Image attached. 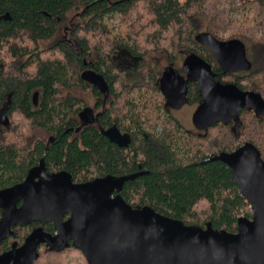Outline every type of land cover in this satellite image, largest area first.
<instances>
[{
	"label": "trees",
	"instance_id": "obj_1",
	"mask_svg": "<svg viewBox=\"0 0 264 264\" xmlns=\"http://www.w3.org/2000/svg\"><path fill=\"white\" fill-rule=\"evenodd\" d=\"M222 3L221 0L216 3L213 0H0V190L23 182L42 159L49 172L64 170L79 181L136 174L141 172L140 166L146 174L127 182L121 192L133 208L149 206L187 225L205 227L212 223L217 230L237 232L239 219H252L253 210L229 168L218 161L204 163L208 151L176 122L158 123L152 119V113L158 117L162 107L156 81L151 79L145 88L144 80L139 77H124L106 53L107 47L112 50L119 47L142 55L135 40L136 35L143 33L138 10L142 5L147 8L155 35L162 38L176 31L182 44L210 63H215L214 59L195 40L205 19L212 25L215 36L231 30L230 40L237 38L246 46L249 41L255 42L256 58L264 62V0L252 1L251 5H256L260 13L256 11L252 18L242 21L232 16L238 9H221ZM6 16L9 18L5 19ZM66 26L72 43L63 37L51 47L43 46ZM7 56L13 61L10 67ZM84 59L92 61L94 69L111 84L112 95L100 127L108 128L116 122L114 115L117 116L118 127L134 134V141L126 149L111 143L97 126L76 132L80 127L79 113L85 105L76 91L87 89L79 75ZM252 63L250 74L224 75L226 79L221 82L247 91L240 84L245 80L251 89L253 78L264 74L263 69ZM214 70L220 72L217 65ZM232 77L235 81L229 82L228 78ZM124 78L132 80L128 84L132 88L125 87L126 95L130 93V96L124 106H119L120 95L125 92L119 93L115 87ZM135 88L141 94L132 98ZM35 93H39L37 105L33 99ZM239 120L241 129L229 131L238 145L222 148V142H217L214 147L218 149L213 154L233 152L243 144L252 143L264 160V120L251 108H244ZM24 122L55 138L48 151V142L42 140L32 147L25 146L18 131ZM7 249L1 247L0 253Z\"/></svg>",
	"mask_w": 264,
	"mask_h": 264
},
{
	"label": "water",
	"instance_id": "obj_2",
	"mask_svg": "<svg viewBox=\"0 0 264 264\" xmlns=\"http://www.w3.org/2000/svg\"><path fill=\"white\" fill-rule=\"evenodd\" d=\"M9 17H5L8 19ZM196 42L207 48L225 74L250 72L252 62L247 47L239 39L220 41L211 33H200ZM188 80L199 84L203 103L194 114V123L204 130L217 123L239 120L241 111L250 107L258 116H264L261 94L243 91L235 84L216 81L209 63L197 54L185 61ZM83 78L106 93L108 85L102 75L88 71ZM161 90L175 109L187 102L185 79L168 69ZM38 104V94L34 95ZM82 127L98 121L90 108L81 114ZM101 133L119 147H129L130 134H122L117 126L101 128ZM55 142L50 137L47 151ZM225 164L252 206L253 217H241L237 232L220 231L208 223L205 227L164 216L153 208H133L121 195L124 185L146 174L139 172L126 176L98 178L84 184H74L67 171L49 174L45 159L32 168L23 183L0 190V242L11 234V226L52 222L56 236L43 229L33 232L23 246L0 255V264H34L40 244L62 252L73 239L89 264H264V160L261 152L247 143L233 152L214 154L204 163ZM23 201L19 208L18 202ZM72 217L63 222V217Z\"/></svg>",
	"mask_w": 264,
	"mask_h": 264
},
{
	"label": "flooded vegetation",
	"instance_id": "obj_3",
	"mask_svg": "<svg viewBox=\"0 0 264 264\" xmlns=\"http://www.w3.org/2000/svg\"><path fill=\"white\" fill-rule=\"evenodd\" d=\"M68 31H69V28H67L65 30L66 36H65L64 40L67 43L70 44V43H72V41L68 38V35H69ZM198 45L200 47L204 48L205 50H207L210 53V51L207 48L201 46L200 44H198ZM179 52H182V49L177 50L174 53V55L166 53V58H167L166 59L167 60L166 64H163L162 67L160 69H158V70H156V69H152L151 70L150 69L148 71L147 75L143 76L142 72H141V68H142L141 65H142V63L144 61V57L142 55L141 56H139V55L137 56L136 54H132L131 50H128L126 48H119V47L115 48L114 50H112L110 48L108 50H106L108 60H110V62L115 65V67H116L115 69L116 70L118 69L117 72H119V74H122L123 76L124 75L125 76H130V77H135L136 76V77H139L141 80H144L143 77H147V79H154L156 81V83H157V85L159 87V93L161 95L160 103H161V106H162L160 114L158 115L157 119H160L161 122H165V121L176 122L179 126H181L182 130L185 131L191 137H194V138H197V139H200V140H207V139L210 138V135L212 134V131L215 129V128H213L215 125L210 126V127H208L207 129H204V130H200L195 125V123H194V114L197 111L198 107L203 103V96H202V94L200 92L199 84L196 83V82L188 80L187 74L185 72V61H186V59L191 54H195V53L192 52V51H188V53L181 55V53H179ZM247 54H248V51H247ZM210 55H211V53H210ZM79 56H81V52H79ZM199 57H201V56H199ZM201 58L211 65L212 70H213V72L215 74L216 81L219 82V83H222V84H223V82H221V81H223L225 79L224 75L244 76V75L250 74V72L252 71L251 70L250 72H240V73H235V74H225L220 69L218 63L213 58V56H212V58L214 59L215 63H213V62L210 63L205 58H203V57H201ZM249 60H250V58H249ZM250 61L252 62V60H250ZM215 64L217 65V67H218V69L220 71L219 73L215 72V70H214V67L216 66ZM83 65H84V67L79 72V75L81 77V80L85 84H87V87H86L87 89L78 88L77 90L78 91H83V90L84 91H90L93 94L94 98H95V102H94V105L92 107L86 106V104L84 103L85 105L83 106L82 110L79 113L80 127H82V121H81V118H80V114L85 109L90 108V109L93 110V114H94L95 118L98 119V121L96 123L90 124V125H88V126H86L84 128H87L89 126H93V127L97 126L98 129H100V131H101L102 127H100V124H101L102 118L104 117V114L106 112L109 98L112 95V90H111V86H110L111 84H109V82L106 80V78L101 73H99L96 69H94V63L92 61L88 62L86 59H84L83 60ZM252 66H253V63H252ZM168 69L174 70L180 77L184 78L185 82H186V85H187V89H188L187 102L180 109H175L171 105V103L168 101V99L165 97V95L163 94V92L161 90V83H162L164 74H165V72ZM88 71H94L95 73L103 76V78L105 79V81H106V83L108 85V90L106 91V93H101V91L98 89V87L94 86L92 83H90L89 81H87V80H85L83 78V75L86 72H88ZM117 72H115V73H117ZM141 76H143V77H141ZM147 83H150V82L147 81ZM113 90H115V88ZM144 90H146V89H144ZM132 91H136V93H134V92L132 93L133 95H135V98L137 97L138 93H139V95L141 94L140 91H138V89H136V88L133 89ZM243 91H245V90H243ZM247 91H253V92L259 93V94L262 95V97L264 99V93H262L261 91H258L256 89V87L251 88L250 90L248 89ZM35 94L39 95V93H35ZM84 102H85V100H84ZM245 108H250V107H245ZM260 117H261V119L264 120V116H260ZM113 121H116V122H114V124H112L108 128L113 127V126H117L118 127L117 116L114 115ZM186 122H187V125L185 124ZM220 124L222 125V129L225 130L228 133H229L230 129H233L234 131L235 130L237 131V129L238 130L241 129V127H240L241 121L240 120H232L231 123L220 122V123H217L216 125H220ZM108 128H103V129H108ZM119 130L121 131L122 134H130L131 137H132V142L134 141V134H132V133H130V132L124 130V129L122 130L121 128H119ZM76 132H77V130H76ZM146 138H147V136H146ZM243 145H245V144H243ZM116 146H118V145H116ZM119 148L126 149L125 147H119ZM218 154H220V153H218ZM212 155H214V154H209L208 158L210 156H212ZM38 165H36V166H38ZM36 166H34V167H36ZM46 169H47V166H46ZM139 170L142 172V168L140 166H139ZM47 171H48V169H47ZM61 171H64V170H61ZM61 171H59V172H61ZM54 173H58V172H49V174H54ZM69 174H71V173H69ZM71 176L73 177L72 174H71ZM90 181H93V180H90ZM90 181H79V180H77V179H75L73 177V183L76 184V185L84 184V183H87V182H90ZM23 182H21V183H23ZM22 205H23V201L17 203V206L19 208ZM2 213H3V210L0 208V221L2 219ZM71 217H72V213L65 214L64 217H63V222L68 221ZM10 229H11V234L6 239H4L2 242H0V248L1 247H5V248L9 247V249L2 251L0 253V255L12 250L14 246H16V247L23 246V244L25 243L26 239L33 232L37 231L38 229H43V231L45 233L53 235V236H56L58 234V231L55 229V225L52 222H47L45 224L37 222V221H30V223H28V224L17 223L16 225H12ZM67 243H68L69 247L66 248L62 252H58V251L53 250L47 244H40L39 247H38V250H37L38 254H39V257H38L37 261L34 264H37L41 260L44 252L47 253L48 255H55V254L56 255H64V254H66V253H68L70 251H77V252L81 253L82 256L84 257V259L86 260V263L89 264L88 261H87V258L84 255V253L81 250L75 248V246L73 244V239L71 237L68 238Z\"/></svg>",
	"mask_w": 264,
	"mask_h": 264
},
{
	"label": "rangeland",
	"instance_id": "obj_4",
	"mask_svg": "<svg viewBox=\"0 0 264 264\" xmlns=\"http://www.w3.org/2000/svg\"><path fill=\"white\" fill-rule=\"evenodd\" d=\"M219 0H213V2H218ZM223 3L220 4V8L222 9L223 7H226V9L229 10V8H236L238 9L236 12H232V16L235 19H239V20H244L246 18H252L256 11L258 12V8L256 5H251L252 1L254 0H221ZM235 3V4H234ZM138 10L140 11V16L142 17V21L139 24L140 28H138L137 30H141L143 33L141 36H137V38L135 39L136 42H138L139 45V49L141 50L142 56L144 57V61L142 63V68H141V72L143 76H146L148 71L151 69H160L162 67L163 64H166L167 62V58H166V53L174 55V53L177 50L182 49V52H179L182 54H186L188 53V51L193 50L192 48L189 49L187 47V45L182 44V42L180 41L178 35L176 34V31H171L169 32L168 35H164L162 38H159L158 35H155L156 31L152 30L153 29V25L150 24V16L147 13V8L145 6L140 5L138 7ZM149 18V19H148ZM203 22V27L198 31V34L200 33H211L213 34V28L212 25L210 24V22L205 19L202 20ZM137 25V27H139ZM250 26H253L250 25ZM68 27H63L58 35L51 41L44 43L43 46H45L46 48L51 47L52 45L56 44L59 40L63 39V37L66 36L65 30ZM123 32V31H122ZM155 35V36H154ZM214 35V34H213ZM215 36V35H214ZM217 36V35H216ZM215 36V37H216ZM232 36V31L228 30L225 33L218 34V38L221 41H228L230 40ZM216 37V38H217ZM258 38L260 39V34L258 35ZM233 39H237V38H233ZM232 40V39H231ZM262 40V39H261ZM256 43L249 41L247 43V48H248V57L250 58V60L254 61L255 65L258 66V68L263 69L264 70V62L260 61V58L257 60L256 58V52L254 50V45ZM110 47H107L106 50H108ZM196 49V47H195ZM187 51V52H186ZM178 54V53H177ZM8 58V56H7ZM262 58V57H261ZM7 63L10 67V65H12L13 61L8 58ZM141 76V77H143ZM125 77V76H124ZM144 78V86L145 88L150 85V83H147V81H151V79H147V77H143ZM226 79V78H225ZM235 77L232 78H228L229 82H234L235 81ZM254 79V84L253 87H256V89L258 91H261L262 93H264V74L262 73V75L260 74L259 76L253 78ZM129 82H132L131 79H126L124 78L123 80H120V83L115 87L116 90H118L119 93L121 92H125V94L120 95V100L118 102L117 105L119 106H124L127 96H130V93H128L126 95V92L128 91L127 89H125V87H128ZM133 83H131L132 86ZM242 88L244 89H250L248 87L249 82L242 80L240 82ZM129 89H131L132 87H128ZM76 94L80 97H82L85 100V104L86 106L92 107L94 105L95 102V98L93 96V94L90 91H76ZM133 95V94H132ZM150 95V94H148ZM132 98H135V96L133 95ZM156 116V117H155ZM152 119L157 120L158 123L161 122L160 119H156L157 118V114L156 113H152L151 115ZM17 121V119H16ZM23 122V120H20V122ZM24 124L26 126L27 125L25 122ZM23 123H20V125L18 126V131L19 133L22 135V137H24V141H25V146L26 147H32L34 145V143L38 140H42L44 142H48L49 138L51 137L50 134H48L47 132L36 128V127H26ZM187 125V122L185 123ZM149 126L146 127V130L148 131ZM229 135V138H227ZM227 138V141L226 139ZM201 143V146H203L205 148L206 151H208L209 154H213V151L218 148L214 147V144H216L217 142H222V148H226L228 147V144L231 146L234 145H238L237 142H234L233 136L232 134L230 135L228 132H226L225 130H223L222 128H216L212 131V134L210 135V138L207 140H197ZM197 143V142H196ZM43 252V251H42ZM38 264H87L86 260L84 259V257L82 256L81 253L77 252V251H70L64 255H48L47 253H43V256L41 258V260L39 261Z\"/></svg>",
	"mask_w": 264,
	"mask_h": 264
}]
</instances>
